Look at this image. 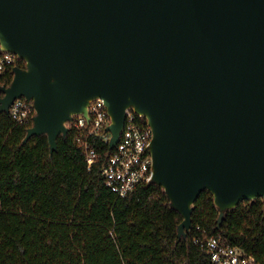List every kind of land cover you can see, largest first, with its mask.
<instances>
[{
  "label": "water",
  "instance_id": "1",
  "mask_svg": "<svg viewBox=\"0 0 264 264\" xmlns=\"http://www.w3.org/2000/svg\"><path fill=\"white\" fill-rule=\"evenodd\" d=\"M0 45L16 52L0 114L32 101L24 142L47 134L50 150L74 114L102 97L117 145L125 109L154 131L152 182L193 226L208 189L220 209L264 198V0H0Z\"/></svg>",
  "mask_w": 264,
  "mask_h": 264
},
{
  "label": "trees",
  "instance_id": "2",
  "mask_svg": "<svg viewBox=\"0 0 264 264\" xmlns=\"http://www.w3.org/2000/svg\"><path fill=\"white\" fill-rule=\"evenodd\" d=\"M13 76L6 71L0 89ZM33 124L0 114V264H216L209 236L264 264L263 197L226 210L219 227L220 209L206 189L193 204L192 228L179 237L183 216L162 186L142 183L120 197L105 185L114 149L104 136L90 137L97 156L89 166L76 129L61 134L52 153L47 134L24 142Z\"/></svg>",
  "mask_w": 264,
  "mask_h": 264
},
{
  "label": "built area",
  "instance_id": "3",
  "mask_svg": "<svg viewBox=\"0 0 264 264\" xmlns=\"http://www.w3.org/2000/svg\"><path fill=\"white\" fill-rule=\"evenodd\" d=\"M23 60L16 52L1 48L0 78ZM25 62V60H23ZM26 65V62H25ZM12 116L21 123L34 121L36 109L32 101L25 97L17 98L11 106ZM69 127L76 129L75 141L86 152L91 166L97 156L96 148L90 137L104 136L109 142L107 127L112 123L105 100L92 98L87 105V115L80 112L68 121ZM154 131L148 117L137 111L134 106L125 109V122L114 152L102 170L105 185L120 197L134 191L140 184L153 180V154L151 143ZM199 227V226H198ZM208 253L216 264H260L256 257L245 252L241 247L227 243L222 237L209 236L206 239Z\"/></svg>",
  "mask_w": 264,
  "mask_h": 264
},
{
  "label": "rangeland",
  "instance_id": "4",
  "mask_svg": "<svg viewBox=\"0 0 264 264\" xmlns=\"http://www.w3.org/2000/svg\"><path fill=\"white\" fill-rule=\"evenodd\" d=\"M66 124H67V126L69 125V123H68V122H67Z\"/></svg>",
  "mask_w": 264,
  "mask_h": 264
}]
</instances>
